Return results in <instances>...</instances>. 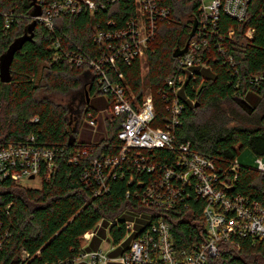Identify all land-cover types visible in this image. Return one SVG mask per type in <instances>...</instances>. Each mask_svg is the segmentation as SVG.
Masks as SVG:
<instances>
[{"label":"trees","instance_id":"obj_1","mask_svg":"<svg viewBox=\"0 0 264 264\" xmlns=\"http://www.w3.org/2000/svg\"><path fill=\"white\" fill-rule=\"evenodd\" d=\"M56 1L0 0V61L34 21L35 7L41 6L43 13ZM74 1L81 11L61 12L53 28L37 20L33 40L15 55L11 82L0 79V150L26 143L31 136L36 147L58 150L51 170L42 164L39 188L0 179V264H21L23 251L29 254L30 264H76L86 252L84 236L105 221H118L110 234L114 246L121 244L115 252H122L135 239V235L126 238L122 216L128 210L151 214L153 223L162 220L170 227L176 249L192 252L207 239L205 201L190 189V196L178 198L173 208L142 201L163 169L175 164L177 152L132 149L121 158L118 119L105 118L97 139L91 134L80 139L70 127V109L38 99L41 91L78 90L84 76H90L88 94L83 96L88 104L84 115L87 119L91 114L99 123L100 107L96 101L95 106L89 105L98 81L91 69L77 66L75 59L103 53L105 46L96 42L97 30L129 31L138 4L135 0ZM87 2L95 4L96 10L91 12ZM200 2L155 0L156 8L168 14L157 21L144 57L129 64L117 60L105 71L140 102L147 89L154 106L150 126L173 130L178 146L190 145L215 164L219 178L231 186L229 194L264 207V173L241 163L233 170L245 147L264 157V1L252 0L242 22L221 14L216 26L199 38L200 65L186 72L180 60L192 37H197ZM185 16L190 19L184 20ZM249 30L251 38L246 36ZM171 79H175L173 87ZM177 88L181 89L176 92ZM106 98L104 108L110 113L113 97ZM174 103L180 114H174ZM107 158L119 162L105 166ZM95 160L103 164L104 174H110L108 188L101 193L91 169ZM151 167L155 170L149 171ZM208 264H264V240L253 236L222 240L218 256Z\"/></svg>","mask_w":264,"mask_h":264},{"label":"built area","instance_id":"obj_2","mask_svg":"<svg viewBox=\"0 0 264 264\" xmlns=\"http://www.w3.org/2000/svg\"><path fill=\"white\" fill-rule=\"evenodd\" d=\"M138 4L137 16L130 21V29L127 32L108 31L99 32L97 30L96 42L105 46V50L100 56L90 59L77 57L75 63L79 67L85 66L94 72L97 80L98 90L96 94L113 97V106L110 118L118 119L120 131L118 139L122 142L121 158H124L132 149L156 150L167 149L179 154L174 165L166 166L163 173L148 189V198L142 199L144 204L154 206L172 207L178 198L190 196L187 189L193 190L198 198L205 201L203 215L205 217V229L207 239L201 245H196L194 251H178L176 249L170 227L162 220L154 222L149 213H137L128 210L126 215L148 216L149 223L136 230V224L126 222L125 230L133 233L135 239L130 246L119 256L113 258L102 250L82 253L75 263L86 264H208L210 258L218 256L219 242L228 241L233 238H245L248 236L258 237L264 240V207L258 202H252L241 195L228 193L231 187L227 182L221 180L216 170L215 164L207 157L198 152L192 151L190 145H177L176 136L173 130L154 129L150 126L154 119V106L152 96L144 95L140 102L134 94L129 93L127 88L119 82L110 79L105 71L108 65L115 66L117 60L124 63H131L136 58L145 55V49L155 36L156 23L159 19L167 17L165 9H157L155 0H135ZM252 0H201L199 6L198 31L192 37L188 50L180 60V67L186 72L191 68L200 65L201 58L196 57L200 48L199 38L211 31L221 14L242 22L247 15L249 4ZM264 1V0H263ZM91 12L96 10L95 4L87 2ZM264 7V2H263ZM70 10L72 13L81 11L74 0H59L54 2L49 8L43 11L37 18L48 28L54 27L55 18L61 12ZM253 31L246 34L251 38ZM232 35L233 32H230ZM123 37V39H121ZM128 37V38H127ZM205 67V64H202ZM193 75V74H192ZM184 82V76L181 80ZM175 79L169 81L170 86H175ZM181 88H177L178 92ZM174 114H180V107L174 103ZM87 121L91 126H95L96 119L89 114ZM173 123H177L175 117ZM34 138L31 136L26 143L9 144L0 150V179L10 178L12 181L21 183H31L40 180L39 172L42 164L49 170L52 169L57 149H46L36 147ZM85 152V151H84ZM85 154V153H84ZM119 158L105 160V166L117 165ZM176 165V166H175ZM237 162L233 170L238 168ZM257 169L264 173V157H259L256 161ZM95 172V180L98 184L99 192L108 188L109 175L104 174L103 164L97 160L92 161V168ZM155 168H149L154 171ZM88 174L85 175L87 177ZM159 186L158 190L153 187ZM119 224L118 221L113 222ZM132 234V235H133ZM89 234L84 236L87 239ZM1 247V241H0ZM29 254L23 251V262H28Z\"/></svg>","mask_w":264,"mask_h":264},{"label":"rangeland","instance_id":"obj_3","mask_svg":"<svg viewBox=\"0 0 264 264\" xmlns=\"http://www.w3.org/2000/svg\"><path fill=\"white\" fill-rule=\"evenodd\" d=\"M208 2L209 0H205ZM181 8V6H180ZM183 9V8H182ZM184 12L187 10L184 8ZM184 20H189L190 18L188 16L183 17ZM144 73L146 72V68H144ZM88 76H84L82 79L81 86L78 90L71 91L68 94H60L56 92H47V91H41L38 95V99L47 98L55 105H61L67 109H70L71 111V117L70 122L73 131H77L79 134V138H83L84 136L87 137V135L92 136L93 140L97 139V134L102 135V130L104 127V119L109 118V115L107 114L108 111L106 108H104V103H107V98L100 95L95 94L94 97H92V102L89 104L91 106H95L96 104L100 107L99 109V123L97 122L95 126H91L89 122L87 121L84 111L87 107V103L84 101L83 96L88 94V90L90 87V80ZM149 94L148 90H145V95ZM264 112V110H263ZM112 120V119H111ZM84 135V136H83ZM84 137V138H85ZM259 157H257L253 151L249 147H245L241 151H239V155L237 156V163L249 165V166H256V161ZM29 187L39 188L40 187V180L36 179L34 182L26 183ZM125 222L135 223L137 227L145 226L149 223V215L141 216L140 214L137 215H126L124 217ZM134 233V232H133ZM133 233L127 232L126 238L131 236ZM23 257V254H22Z\"/></svg>","mask_w":264,"mask_h":264},{"label":"water","instance_id":"obj_4","mask_svg":"<svg viewBox=\"0 0 264 264\" xmlns=\"http://www.w3.org/2000/svg\"><path fill=\"white\" fill-rule=\"evenodd\" d=\"M42 15L41 6L37 5L32 12L31 16L34 21L27 28L26 32L19 38L13 41V43L9 46L6 53L1 57L0 61V79L3 83L11 82V67L15 58V55L18 51H20L25 43L30 42L34 38V30L37 25V18ZM188 49L186 47L185 51ZM184 51V52H185Z\"/></svg>","mask_w":264,"mask_h":264},{"label":"crops","instance_id":"obj_5","mask_svg":"<svg viewBox=\"0 0 264 264\" xmlns=\"http://www.w3.org/2000/svg\"><path fill=\"white\" fill-rule=\"evenodd\" d=\"M113 225V221H105L104 223L100 222L93 231L88 232V238L83 240V247L86 250L85 253L102 250L103 252L107 253L108 256L113 258L122 254L126 249L119 253L115 252L121 244H119L118 246L113 245L112 237L110 234V229ZM139 228L140 227H137L136 225V230H138ZM84 264H86V262H84Z\"/></svg>","mask_w":264,"mask_h":264}]
</instances>
